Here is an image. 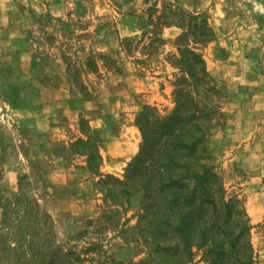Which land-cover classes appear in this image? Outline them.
I'll list each match as a JSON object with an SVG mask.
<instances>
[{"label":"rangeland","instance_id":"rangeland-1","mask_svg":"<svg viewBox=\"0 0 264 264\" xmlns=\"http://www.w3.org/2000/svg\"><path fill=\"white\" fill-rule=\"evenodd\" d=\"M122 25L135 33L119 41ZM51 32L76 80L75 58L112 68L119 47L143 77L111 172L84 117L79 155L44 157L14 113L29 108L19 85L47 66L37 47ZM173 158L183 185L169 194L161 163ZM25 233L30 264L50 261L45 248L60 263L73 250L70 264H209L208 248L264 264V0H0V264H29Z\"/></svg>","mask_w":264,"mask_h":264},{"label":"crops","instance_id":"crops-1","mask_svg":"<svg viewBox=\"0 0 264 264\" xmlns=\"http://www.w3.org/2000/svg\"><path fill=\"white\" fill-rule=\"evenodd\" d=\"M121 28H124L123 33ZM133 33L132 25H122L118 40L130 39ZM51 35L55 37L52 42L46 41L37 47L46 52L47 66L32 73L27 82L19 85L21 104L25 98L29 108L25 110L27 105H22L23 108L14 113L23 119L28 117L29 129L35 132L32 133L35 146L41 148L38 155L44 157L59 156V153L63 156L79 155L70 148L74 141L85 137L80 125V119L84 117L100 156L99 171L111 172L127 160L114 146L122 139L119 131L133 123L136 109L132 102L133 92L147 94L148 89L142 86L143 77L134 72L129 54L119 47L113 48L115 65L112 68L103 60L97 59L91 64L82 57L75 58L79 68L76 80L63 59L64 48L57 41L56 34L51 32ZM79 47L81 49L82 45ZM133 125L131 129L135 128ZM111 158L115 163L110 165Z\"/></svg>","mask_w":264,"mask_h":264},{"label":"trees","instance_id":"trees-1","mask_svg":"<svg viewBox=\"0 0 264 264\" xmlns=\"http://www.w3.org/2000/svg\"><path fill=\"white\" fill-rule=\"evenodd\" d=\"M195 55L198 58V61H200V63H201V72H202V74H205L206 70H205V66H204L203 60L201 59V57L198 54H195ZM181 71L182 72H190L189 68H186V67L181 68ZM201 138H202V135L199 134L198 135V140L201 139ZM182 145H183V143L181 142V140H178V143L175 144L174 146L177 149H181ZM176 161H177L176 158H173V160H171V162H169V161L167 162L165 160V162L161 163V174H164V177H165L161 181V188L165 189V191L169 192V194L173 193L175 191L174 189L178 190L179 186L183 185L180 182L181 178H179L178 176L175 177V178H172L173 176L171 177V175L169 174V172H172L174 170V168L172 166H170L171 165L170 163H172V162L176 163ZM177 163H178V161H177ZM210 168H211L210 166L204 168L200 174H195V178L197 180L201 179V178H205L207 173H208V171L210 170ZM182 175L184 177V176L188 175V173L184 172V173H182ZM181 190H182V186H181L180 190H178V191H181ZM167 208L170 209V206H167ZM166 211H168V210H166ZM166 220H169V218H166ZM25 235L26 236H24V234H23L21 236L22 239L26 238V243H27V244H25L26 247L24 249V256L27 259V261H29V264H30V261L33 258H35L34 257V253L36 251V247H35V249L33 248V245H34L33 242H35V241L32 240V235L31 234L29 235L28 233L27 234L25 233ZM27 236H28V239H27ZM211 243L214 246V243L213 242H211ZM44 250H45V252H44V254L41 257H44V258L48 257V259L50 258V261L47 262L46 264H70L71 262H69L70 259L68 258V256L70 254L73 256V253H75L73 250H68V252H70V254L68 256L66 254V257H67L66 263H60V259H62V256L57 251V249H55V251H56L55 254H52L53 251L51 252V254H50L51 256L50 255L48 256V254L46 253L48 251L47 248H45ZM219 251H221V250H219ZM190 253H191V251H190ZM205 254L208 257L207 259L209 261V264H231V263H228V262H222L223 261L222 260L223 259V255L209 256V255H212V250H210L209 248L206 250ZM182 261H183L182 262L183 264L186 263V262L191 261V256L190 257L188 256V259L186 258V259H184ZM235 262H236V264H251L252 263L251 254H248L246 257L245 256H241V255L239 257L237 256V257L234 258V263Z\"/></svg>","mask_w":264,"mask_h":264}]
</instances>
